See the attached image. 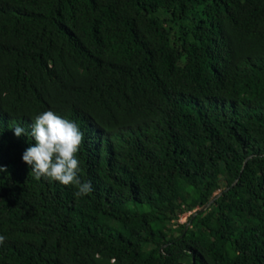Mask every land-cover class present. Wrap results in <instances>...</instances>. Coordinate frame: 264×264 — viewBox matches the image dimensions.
<instances>
[{
  "label": "trees",
  "instance_id": "1",
  "mask_svg": "<svg viewBox=\"0 0 264 264\" xmlns=\"http://www.w3.org/2000/svg\"><path fill=\"white\" fill-rule=\"evenodd\" d=\"M48 110L88 195L6 144ZM0 167V264H264V0H0Z\"/></svg>",
  "mask_w": 264,
  "mask_h": 264
},
{
  "label": "clouds",
  "instance_id": "2",
  "mask_svg": "<svg viewBox=\"0 0 264 264\" xmlns=\"http://www.w3.org/2000/svg\"><path fill=\"white\" fill-rule=\"evenodd\" d=\"M14 138H9L7 145L27 148L22 154L35 179L42 177L58 181L64 186H76L77 197L93 191L91 182H81L78 178L80 162L77 158L84 141V133L79 126L66 118L48 110L35 116L31 131L26 133L20 126L12 128ZM0 171L6 168L0 167ZM6 237L0 235V246Z\"/></svg>",
  "mask_w": 264,
  "mask_h": 264
},
{
  "label": "built area",
  "instance_id": "3",
  "mask_svg": "<svg viewBox=\"0 0 264 264\" xmlns=\"http://www.w3.org/2000/svg\"><path fill=\"white\" fill-rule=\"evenodd\" d=\"M192 214V212L185 213L181 215L178 219L179 224H185L188 221L189 216Z\"/></svg>",
  "mask_w": 264,
  "mask_h": 264
},
{
  "label": "water",
  "instance_id": "4",
  "mask_svg": "<svg viewBox=\"0 0 264 264\" xmlns=\"http://www.w3.org/2000/svg\"><path fill=\"white\" fill-rule=\"evenodd\" d=\"M205 209H206V208H205ZM205 209H204V210H205ZM187 229H188V226H187L186 230H187Z\"/></svg>",
  "mask_w": 264,
  "mask_h": 264
}]
</instances>
